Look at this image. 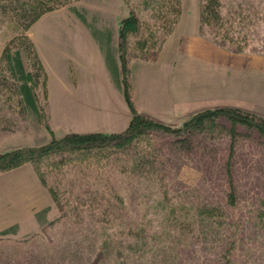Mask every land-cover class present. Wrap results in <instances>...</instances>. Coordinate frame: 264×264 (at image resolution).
<instances>
[{
  "label": "rangeland",
  "instance_id": "374dc122",
  "mask_svg": "<svg viewBox=\"0 0 264 264\" xmlns=\"http://www.w3.org/2000/svg\"><path fill=\"white\" fill-rule=\"evenodd\" d=\"M222 1L234 37L226 45L217 44L200 28L201 0H179L178 14L172 11L173 0H69L64 5L56 4L26 29L0 10V153L39 146L49 142L52 133L62 137L68 132L123 130L131 111L112 76L117 66L138 111L137 106L149 112L153 108L154 115H150L155 118L182 125L198 111L186 108L178 112L167 104L174 94L175 76L183 73V69L175 70L174 62L183 65L180 44L184 36L200 35L225 51L239 46L243 52L264 55V0ZM131 12L142 28L136 34L128 33L123 42L120 22ZM5 49L10 53L22 51L42 120L22 102L19 80L10 71ZM190 67L198 74L193 75L197 100L201 93L196 90L204 84V71L198 65ZM236 96L232 85H226L221 94L212 97L228 101L219 100L217 106H221L232 105ZM196 107L194 104L190 109ZM222 122L230 125L224 118ZM236 128L235 137L221 127L213 133L199 134L192 139L190 150L174 148L169 138L158 135L155 166L163 181L157 186L169 183L171 187L173 182L177 191L171 190V196L180 195L191 204L196 199L190 195H210L212 181L222 177L230 157V170L238 180L242 198L255 203L264 199V137L254 129ZM53 159L57 161L58 157ZM109 161L45 166L48 180L53 184L60 181L56 187L64 206L62 210L53 206L48 213L50 222L44 225H38L31 207L51 202V195L32 165L0 171V224L18 219L24 232L10 238L0 236V264L145 263L129 249L126 237L119 240L114 252L100 253L97 240L102 234L125 222L151 219L154 203L155 187L142 176L149 168L132 176L124 172V166L121 171L122 164ZM112 189L125 196V205L116 207L110 197ZM216 190L212 189L213 193ZM179 219L176 230L186 224L184 218ZM156 220L159 222L160 217ZM175 231L170 239L179 257L175 264L210 263L211 258L205 262L208 252L203 233L199 237L190 229L179 237ZM124 245L127 249H123L122 258L119 252Z\"/></svg>",
  "mask_w": 264,
  "mask_h": 264
},
{
  "label": "trees",
  "instance_id": "16d2710c",
  "mask_svg": "<svg viewBox=\"0 0 264 264\" xmlns=\"http://www.w3.org/2000/svg\"><path fill=\"white\" fill-rule=\"evenodd\" d=\"M67 1L69 2V0H0V10L20 21L21 26L26 29L42 14L54 9L56 4L64 5ZM178 2L179 0H173L174 14L179 12ZM200 6L199 20L202 31L208 32L217 44L232 43L230 41L234 37L233 29L230 27L231 18L225 17L223 1L201 0ZM141 28L142 23L139 18L131 12L120 22L121 40L125 42L128 33L136 34ZM141 45H145L144 40ZM238 47L231 48L234 52L244 51ZM4 55L13 77L19 80L18 90L22 96V102L42 120L39 99L33 84L30 83L22 51L17 49L10 53L5 49ZM120 72L117 66L112 76L117 86L123 91L131 111L129 123L123 130L68 132L62 137H56L52 133V139L39 146H22L1 152L0 171L31 164L41 183L51 194L54 206L62 210L64 202L56 187L60 181L57 180L54 184L49 181L43 171L45 166L64 165L66 162L73 161H80L79 164L87 166L110 160L109 162L122 164L121 171L124 166L126 170L124 172L133 174L132 176H135L136 172L146 171V168H149L150 170L142 176L150 186L155 187L152 194L154 203L151 219L125 222L121 224L123 226L119 225L111 232H105L97 240L100 253L114 252L119 240L126 237L128 243L130 241L129 249L136 251L138 260L145 261L138 264H175L179 257L174 252L176 249L170 239L173 238L171 233L176 230L175 225L181 222L179 219L181 217L184 218L183 224H186L180 227L182 230L177 228L175 232H178L179 237L190 229L191 233H196L199 237L203 233L202 241L208 252L205 262L211 258L209 264H264V199L260 198L255 203L242 198L238 180L230 170L232 166L230 157L227 159L226 171L222 177L217 179V182L212 181L210 195L196 197L190 195L196 199L191 204L180 195L171 196V190L177 191L173 188V182L169 181L171 187L168 186L169 183H160L157 186L163 179L159 177L160 174L155 166L158 156L156 147L158 135L169 138L172 147L185 150L193 148L192 139L195 136L213 133L220 127L232 137L237 135L238 125L254 129L259 136L264 137V115L239 106L221 105L198 110L182 125H173L138 111L128 83L124 86ZM223 118L230 123L228 127L222 122ZM54 156L58 157L57 161L53 159ZM106 185L109 184L106 183ZM212 189H217L218 192L216 190V193H213ZM110 193L112 201L116 202V207L125 205V196L122 193L115 192L113 189ZM212 196L213 198H209ZM51 208L52 206L49 205L36 212L40 225L50 222L47 214ZM158 217H160L159 222L156 220ZM17 229L18 226L13 225L0 234L16 233ZM127 246L124 245L121 252L115 253L119 252L121 257L124 255L123 249H127Z\"/></svg>",
  "mask_w": 264,
  "mask_h": 264
},
{
  "label": "crops",
  "instance_id": "0c3cea01",
  "mask_svg": "<svg viewBox=\"0 0 264 264\" xmlns=\"http://www.w3.org/2000/svg\"><path fill=\"white\" fill-rule=\"evenodd\" d=\"M188 36V38L184 36V40L182 39L180 44V50L183 52L181 55L183 56V65L179 67L181 61L178 64L176 61L174 62L176 64L175 70L183 69V76H175L174 94L169 98L167 104L175 108V111L188 108L189 112L195 109L199 110L207 107H215L219 105L217 103H219L221 99L212 96L221 94L226 85H232L234 96L237 95V99L232 102V105L258 111L264 115V55L253 52L225 51L223 47H217V45L204 39L200 35ZM191 65H198L200 70L204 71L201 77H204V80L202 79L201 82L204 84L200 85V90H196V92L203 95L199 94L198 98L200 99L197 100V94H195L194 91L196 86L193 87V75L198 74L195 72L192 73ZM192 97L195 98L192 99ZM221 101L228 103V101ZM194 104H196L197 107L190 109L191 105ZM137 107L143 113L152 114L153 108L149 112L146 111L145 108ZM34 172L36 173L35 170ZM49 205L52 206V208L54 206L52 197L51 202H47L41 207H31V211L34 212L38 225H40V222L37 219L36 212ZM17 220L13 219L12 222L0 224L2 225L0 227V233L13 225H17L18 229L16 233L0 234V236L10 238V235L15 237L23 234L24 232H21V221ZM28 220H32V218Z\"/></svg>",
  "mask_w": 264,
  "mask_h": 264
}]
</instances>
